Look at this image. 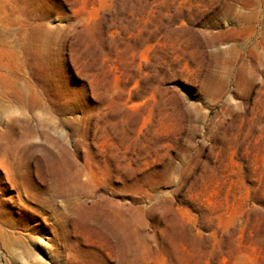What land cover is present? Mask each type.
Segmentation results:
<instances>
[{
  "label": "rangeland",
  "instance_id": "rangeland-1",
  "mask_svg": "<svg viewBox=\"0 0 264 264\" xmlns=\"http://www.w3.org/2000/svg\"><path fill=\"white\" fill-rule=\"evenodd\" d=\"M0 264H264V0H0Z\"/></svg>",
  "mask_w": 264,
  "mask_h": 264
}]
</instances>
